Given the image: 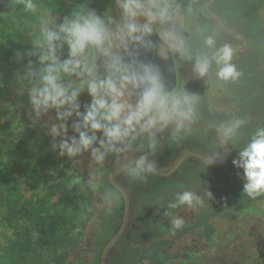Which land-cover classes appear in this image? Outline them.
I'll return each instance as SVG.
<instances>
[{"label":"rangeland","instance_id":"374dc122","mask_svg":"<svg viewBox=\"0 0 264 264\" xmlns=\"http://www.w3.org/2000/svg\"><path fill=\"white\" fill-rule=\"evenodd\" d=\"M8 1L0 0V5L4 6L3 9L0 8V84L21 86V82L17 79L18 75L26 72L29 59L36 60L35 56L29 57L25 53L32 49V38L35 35L37 17L40 14L46 15L51 10L54 16L62 19L63 16L83 5L95 9L101 15L109 14L119 19L115 0H60L59 7L47 5L44 3L45 0H36L39 11L35 15L22 11L21 7L18 10H11L13 4L17 5L19 1ZM171 2L175 8L172 14L173 25L187 32L195 33L196 28L200 26L198 19L208 18L202 9L206 0H171ZM221 4L227 10H234V13H230L228 17L225 16L220 11ZM213 9L224 19L225 24L235 25L237 20L243 21V26L240 27H244V32L248 30V22L252 17L246 15V10H254L255 18L256 16L259 18L257 20L259 25L255 26L254 34L260 40L259 58L262 59L264 56V11L262 10L264 8H259L254 0H217L213 4ZM157 30L160 40L178 60L175 89H186L192 93L190 77L193 73L189 69L186 58L191 53L189 47L191 38H183L162 26H158ZM181 44L185 49L184 57L172 47ZM17 53L21 58H17ZM242 54L241 74L237 80H230L237 83H230L228 90L230 93L236 92L234 89L238 86L240 98L253 96L254 100L258 101V108L255 111L257 120L251 119L250 124L244 126L239 132L241 137L249 135L253 138L259 130L264 129V64L256 74L255 81L251 82L252 74L247 70L245 52ZM23 83L27 85V81ZM200 109L201 107L197 106L200 115L207 112ZM225 117L228 116L225 115ZM227 127L222 130H226ZM189 129H192V135H189ZM215 129L216 126L211 127V135L217 140ZM201 130L202 127L192 123L190 128L176 138H173L170 132L160 134L155 155L164 162L156 163V169L158 171L169 170L176 159L188 150L181 148L173 151L174 141L191 144L197 137L204 135ZM222 134L225 138L223 131ZM140 139L142 141H134L129 150L119 157L109 154L103 165H100L105 168L107 176L125 162L147 153V140L146 138ZM220 152H222V147H220ZM88 156L91 159L89 154ZM149 159L151 160V156ZM224 167L225 165L221 169ZM77 168L84 172L94 167L85 165L82 161ZM233 169L224 180L220 181L216 189L198 184L196 189L189 190L201 198L202 204H197L192 209L184 207L175 210V216L182 217L184 223L192 222L193 212L195 209L199 210V207L204 212L206 210L207 213L217 214V217L207 219L208 224L215 227V231L206 245L200 226L188 234L182 232L181 227L177 228L173 225L174 217L155 218L159 207L154 205V201L159 202L162 209L165 202L169 204L170 201L173 203L176 201L175 193L179 191L182 193L186 190H180V185L170 188L164 183L153 186L151 194L148 195L153 200L148 201L150 210L143 209L142 216L133 209L128 212L125 232L127 234L134 229L138 232L131 237L130 247L124 246V242L121 245V248H125L123 257L128 260L127 263L132 264L136 250L139 251L148 246L153 239L162 234L160 226L165 222L171 226V232L165 235L166 238L170 239L176 234L180 237L171 251L175 254H181L184 251L195 253L188 262L177 257L172 260L168 259L165 264H264V195H261L258 200L249 197L244 201L246 193L242 192L244 197L241 196L237 202L235 201L234 208H238V204L243 202L247 206L251 204L253 208L250 206L236 211L228 209L226 204L230 195L228 196L227 192L234 190L229 182L235 181V188L240 191L243 190L244 184V177H237V170ZM160 181L164 179L150 174L144 178L146 184ZM128 191L132 193V190ZM170 193H173L175 198L172 196L165 200L164 196L168 197ZM88 198L82 184L69 170L66 163L50 151V143L21 120L18 110L9 106L0 107V264H16L13 259L6 256L12 241H17L14 251H18L19 254L26 253L25 244L27 242L24 231L27 228L30 230L31 243H38L33 245L37 255L28 251L30 254L22 264H57L61 257L64 258L62 264H98L100 244L109 239L119 226L122 200L120 199V207L115 219L108 217L106 221L101 218L97 221L93 217L87 218ZM232 204H229V207H233ZM8 217H12L13 222L16 221V223L6 224L4 219ZM122 240L118 239L112 245L109 249L110 254L115 251ZM188 242L192 245L186 247ZM156 245L161 244L158 242ZM131 248L133 251L129 250ZM124 258L121 260L122 263L127 261Z\"/></svg>","mask_w":264,"mask_h":264},{"label":"clouds","instance_id":"9594fccd","mask_svg":"<svg viewBox=\"0 0 264 264\" xmlns=\"http://www.w3.org/2000/svg\"><path fill=\"white\" fill-rule=\"evenodd\" d=\"M115 3L119 19L83 5L62 19L51 10L40 14L32 49L25 53L36 60L29 59L26 72L18 75L19 94L27 96L33 126L48 117L41 127L51 137L50 151L59 158L74 160L88 153L97 165H103L109 154L119 157L134 141L146 138L147 153L123 167L128 176L143 179L156 172V162L149 156L155 155L159 135L170 132L176 138L190 128L197 118L199 98L186 89L168 90L153 65L125 60L120 51L127 53L131 44L142 42L158 26L168 24L171 0ZM19 5L27 13L39 11L36 0H19ZM204 44L215 49L211 56L200 53L186 57L193 62L197 78L214 73L220 81L237 79L240 73L232 63L231 45L217 47L212 36L206 37ZM172 47L185 56L182 44ZM17 58H21L19 53ZM83 95L89 98L86 103L81 102ZM222 131L227 141L234 127L229 125ZM232 163L242 169L244 193L252 198L264 195V129ZM197 204H202L201 198L184 191L169 208L192 209ZM172 223L179 228L184 220L175 216Z\"/></svg>","mask_w":264,"mask_h":264},{"label":"flooded vegetation","instance_id":"af4514ba","mask_svg":"<svg viewBox=\"0 0 264 264\" xmlns=\"http://www.w3.org/2000/svg\"><path fill=\"white\" fill-rule=\"evenodd\" d=\"M209 1L210 3L207 6V10H209L210 13L215 15L220 20L221 24L227 30L223 29L219 25V23L211 15H209L206 12L205 5ZM216 1L217 0H206L202 9L205 11V14L208 18L198 19L200 26L196 28V32L193 33L194 35L188 32L189 36L183 37V38H188V39L191 38L189 42V47L191 51L190 54L194 56L196 54L203 53V54H207L211 56V53L215 51V49L209 50L205 46L204 40L206 37L212 36L213 39H215L217 42V47L223 44L231 45L232 49L234 50L232 63L235 65L236 70L240 74L242 71L241 65H243V62H242L243 54L242 53L245 52V58H246L245 62H246L247 70L252 74L251 82H253L255 81V76L259 72L260 67L264 64V61H263L264 56L262 57V59L259 58L260 40L258 36L254 34L255 26L259 25L257 21L259 20V18L258 16H256L257 18H255L254 10H246V15L249 17L250 16L252 17L250 18L251 21L248 22V25H249L248 30L244 32L243 30L244 27L243 28L240 27V26H243V21L237 20L235 25H228V24H225L224 19L220 17V15H218L216 12L213 11L214 10L213 4ZM223 4L220 5V11L223 12L225 16L228 17L230 13L231 14L234 13V10L225 9ZM174 9L175 8L173 7V10ZM240 19L242 18L240 17ZM166 30L171 31L170 29H166ZM168 50L171 51L169 48ZM170 53L172 54V52ZM172 56H173L175 68H176V62L178 64V60L174 57L173 54ZM187 63L189 65V69L191 73H193V75L191 74V77H190L191 84H192L191 92L196 94L199 98L197 106L207 111L206 113L205 112L202 113L203 116L200 115L199 111H197V118L193 122L195 126L198 125L202 127L201 131L204 132V135L197 137V139L194 140L191 144H185V142L183 141H178L176 142L177 143L176 144L174 141L173 146L175 147L173 151H178L181 148H186L188 150H186V152H184L183 154L188 153V152H194V153L200 154L201 156H203L204 158L208 160H211V161L217 160L224 154L223 145L221 144L217 136V127L224 122H228L224 127L229 126V125L234 127V133L228 139L229 141H226L222 134L223 139L228 145L229 151H228L227 157L221 163L214 165V166L208 165L196 157L189 156L168 176L161 177L155 174H150V175H153L155 177H161L162 179H164L162 183L169 185V186H173V188L180 185L181 188L183 189L194 190L197 188L198 184H202L206 188L216 189L220 181L224 180L225 177L229 174V172L232 171L233 168H236L234 167L232 163L233 159L237 157L238 152L242 150L252 139L251 136L249 135L246 137L239 136V132L244 126H247L248 124H250L249 121L251 119L257 118V114L255 113V111H257V108H258L257 107L258 101L254 100L253 96L252 97L249 96V98L248 97L240 98L239 97L240 93L237 90L238 86L236 84L235 86L237 87L236 89H234L236 92L230 93V91L228 90V85L230 83L231 84L237 83L236 81L231 82L229 80L225 82V81L217 80L214 73L203 79L197 78V76L193 72V62L188 60ZM208 94L210 97V102L208 101ZM225 115H227L228 117H225ZM237 122H239L238 127L235 126ZM214 126H216L215 132H216L217 140L213 139L211 135V127H214ZM191 130L192 129L188 130L189 135H192ZM220 147H222V152H220ZM183 154H181L176 159V161ZM151 160H154L156 163L164 162L157 155H151ZM223 165H225V167L224 169H221ZM200 166H208L209 168H214L215 172L212 174H204L201 171ZM218 169L219 171L216 172V170ZM236 170H237L236 172L237 177L243 176L242 169L236 168ZM160 172H166V171H160ZM194 174L200 175L201 179H198L197 181L193 180L192 176ZM243 181L245 182L244 178H243ZM114 182L125 191L128 197V212L130 209H133L137 211V214L142 216L143 215L142 213L144 212L143 209L148 208V211L150 210V207L146 203L147 198L143 196L141 192L142 190L149 189L148 186H146L147 184L149 185V183L147 184L144 183V178L143 179H133L132 177L128 176L124 171H122L121 173L117 174L114 177ZM107 183H108V180H107ZM214 183L215 185L213 186ZM229 183H231V188L235 189L236 182L231 181ZM129 189L132 190L131 191L132 193L128 191ZM227 193L229 196V192ZM198 206H201V205H198ZM198 209L199 210L195 209V211L193 212L194 218L192 222L184 223L180 227H181V231L183 230L182 232H186L189 234L197 226H200L202 228V236L205 238V245H206V243H208V241L211 239L213 232L215 231V227L208 224L207 219H211L212 217H217V214H213L210 212L207 213L206 210L204 212L200 207ZM175 215L176 214L174 213L171 216L166 217L162 215V213L158 212L155 218L159 219V218H162V216L165 218H172V217H175ZM126 221H127V218H126ZM148 224L145 226L147 227ZM125 226H126V223H125ZM164 230L166 232H164ZM160 231L162 234L158 235L155 239H153L149 243L148 246L143 247L139 251L136 250L135 256L132 259V264H165L168 259L172 260L173 258H177V257L187 262L192 259V257L195 255L194 252L189 253V252L184 251L181 254H175L171 251V248L176 246V243L178 242L180 237L178 236V234H176L172 236L170 239L166 238L165 235L171 232L170 225L163 222L162 225L160 226ZM137 232L138 230L134 229L126 234L125 227H124L121 235L118 238V239H123L122 242H120V245L117 246L115 248V251L111 252V254L109 253V250H108L106 257H105V264H128L127 263L128 260L123 257V252L125 248H121V245L124 242L125 243L124 246L128 245V247H130L131 237H133ZM109 239L103 242L101 251ZM115 242L113 244H115ZM158 242H160L161 244L160 246L156 245V243ZM190 245L192 244L188 242L186 247ZM129 250L133 251V248ZM101 251H100V254H101ZM123 258L127 260L126 263H122L121 260H123ZM98 264H99V261H98Z\"/></svg>","mask_w":264,"mask_h":264},{"label":"trees","instance_id":"16d2710c","mask_svg":"<svg viewBox=\"0 0 264 264\" xmlns=\"http://www.w3.org/2000/svg\"><path fill=\"white\" fill-rule=\"evenodd\" d=\"M5 1L9 2L8 0H5ZM254 2H257V5L259 8H261V9L264 8V0H254ZM44 3L47 5H54V6L56 5L59 7L60 0H50V2L48 0H45ZM19 7H20L19 3L17 5L13 4L11 10H18ZM0 8L1 9L4 8L3 4L0 5ZM263 11L264 10H262V12ZM20 87L21 86H18L15 84H0V107L9 106V107H12V108L18 110L19 116L21 117V120L26 125L31 127L33 130L38 132L43 139H45L46 141H48L50 143L51 137L49 135H47V130L45 128L41 127V125H43L48 120V117H42L40 119V121L35 126H33L32 120L29 119V116H28L27 96L26 95L22 96L19 94ZM80 99H81L82 103H86L89 98L86 95H83V96H81ZM52 122H55V121L53 120ZM70 134H71V132H70ZM138 141H142V140L138 139L136 142H138ZM61 159L66 163L69 170L75 175V177L78 179V181L82 184L84 190L87 192V194L89 196L88 207L86 209L87 218L93 217L97 221L100 218L103 221H106V219H108V217H109V219H111V218L115 219L117 217V214L119 211L121 198H120L119 194L107 183V174L105 173V171H106L105 168L101 167L100 165L95 164L93 162V160L91 161V159L89 158L87 153H84L82 156L76 157L74 160H69L66 157L61 158ZM82 161H83V163H85V165H90L94 168L92 170L81 172L80 170H78L77 167H78L80 162L82 163ZM200 168L204 174H212L215 172L214 168H209L208 166H200ZM192 178H193V180L197 181L198 179H201V176L198 174H194L192 176ZM162 182L163 181L151 182V183H149V185L148 184L146 185V186H148L149 189H145V190L141 191L142 195L147 198L146 203L148 206H149L148 201H153L151 199V196H148L149 194H151V190H152V188H154L153 186H157L159 183H162ZM233 182H235V181H233ZM214 185H215V183L213 184V186ZM169 187L171 188L173 186H169ZM180 190L189 191V190L183 189V188H181ZM172 192H174V191H172ZM180 192L181 191H179V193ZM228 192H229V195H231L229 200L227 201L228 203L226 202L228 209H234L236 211L237 209H241V208L246 209L247 207L251 206V204H248V206H247L243 202L242 204L241 203L238 204V208H234L235 207L234 204H236L238 199H240V197L243 196L244 193L242 194V192H244V191L243 190L240 191V190L235 188L234 190H229ZM170 194L171 195L168 197L164 196L165 200H167L169 197H172V196L174 197L173 193H170ZM175 194L177 196L178 193H175ZM248 198H249V196L245 194L244 201L247 200ZM259 198H260V196L256 197L257 200ZM233 201H234V203L232 204ZM153 203H154V205H157L156 206L157 208L159 207L158 212L162 213V215H164L166 217L174 214L175 210L177 209V208H169V204L173 203L171 201L169 204H167L168 202H165L166 204L164 205V207H162V209L159 205V202L154 201ZM229 204L230 205L232 204L234 206L229 207L230 206ZM251 208H253V206H251ZM164 209H166V210H164ZM4 221L6 224H9V223L15 224L16 223V221L13 222L12 217L5 218ZM24 232L26 235V242H27L25 244L26 245V253H20L19 254L18 251H14V250H16L17 241L11 242V246L6 253V256L10 259H13L16 264H18V263L22 264L23 263V261L26 259V257L29 256V254H30L28 251L32 252L33 255H37L36 254L37 251H36V249H33V245H36L38 243H33V244L31 243V236H30L29 228H27L26 231H24ZM102 245H103V242L99 246L100 249H101ZM21 254H23V255L20 256ZM63 259L64 258L61 257L59 259V261L57 262V264H62Z\"/></svg>","mask_w":264,"mask_h":264},{"label":"water","instance_id":"95a60500","mask_svg":"<svg viewBox=\"0 0 264 264\" xmlns=\"http://www.w3.org/2000/svg\"><path fill=\"white\" fill-rule=\"evenodd\" d=\"M210 1L205 5L206 12L211 15L218 23L219 25L227 30L220 22V20L213 15L212 13L207 10V6L209 5ZM173 8H172V13H171V19L166 25H162L163 28L165 29H170L173 33H176L179 36L182 37H188L189 33L180 27L174 26L173 21H172V14H173ZM121 54L124 56L125 60H133V61H139L144 64H150L155 67L156 70H158L162 82L164 83L165 87L168 90H174L177 85V74H176V68H175V63L172 54L168 50V48L164 45V43L160 40L159 34L157 32V29L153 31L150 35H147L144 37L142 42L134 43L129 46L128 52L125 53L122 49L120 50ZM264 61V58H263ZM208 101L210 102V97L208 94ZM228 122H224L220 124L217 127V136L223 145L224 148V154L218 158L214 163H209V161L200 154L194 153V152H188L183 154L173 165L172 167L166 171V172H160L157 171L154 173L157 176L165 177L170 175L187 157L193 156L198 159H200L202 162L208 164V165H217L221 163L228 154V145L225 142V140L222 137V128L227 124ZM130 161V160H129ZM128 162H125L124 164L120 165L117 167L115 170H113L109 175H108V184L119 194L122 200V215L119 223L118 230L113 234V236L107 241L105 246L103 247L100 257H99V264H105V257L110 249V247L113 245V243L119 238L121 235L125 223H126V218L128 214V197L125 193V191L119 187L115 182H114V177L121 173L123 171V167L127 165Z\"/></svg>","mask_w":264,"mask_h":264}]
</instances>
